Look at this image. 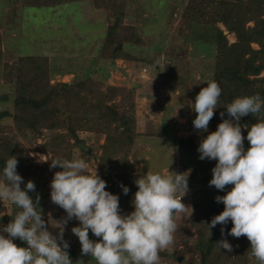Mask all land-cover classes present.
<instances>
[{
  "label": "rangeland",
  "instance_id": "rangeland-1",
  "mask_svg": "<svg viewBox=\"0 0 264 264\" xmlns=\"http://www.w3.org/2000/svg\"><path fill=\"white\" fill-rule=\"evenodd\" d=\"M188 1L126 0L125 16L120 22L126 31L122 32L126 36L130 33L127 29H131L140 43L122 44V50L135 60L110 61L98 57L109 22L103 11L94 8L90 1L51 8L25 7L23 0H0V111L13 113L15 93L14 81L4 79V66L14 65L20 56H45L51 84L88 79L99 84L100 89H108L107 105L118 106L119 113L125 110L133 114L136 132L140 134L133 150L135 155L129 158L134 172L144 165L146 172L166 174L172 158L176 157L168 154L173 139H196L201 134L192 126L196 113L190 104L194 103L201 88L212 80L215 63V47L204 42L196 43L191 31L199 33L200 29H190L182 18ZM116 21L118 24V19ZM252 26V23L246 25ZM218 28L224 31L230 44L235 42V36L228 34L221 23H218ZM252 47L257 48L256 45ZM1 125L11 127V118H3ZM6 135L28 162L41 169L23 181L34 183L35 191L28 194L34 201L39 194L38 208L42 218L48 221L49 231L55 234V221H60L66 213L50 201V181L53 174L62 169L50 168L49 165L53 159L83 158L81 150L65 131L60 130H42L37 136L31 131L10 129ZM201 135L204 138L207 133ZM77 136L91 151L86 171L89 174L96 172L102 178L97 161L103 137L80 131ZM176 163L195 169L196 174H204L207 166H215L214 160L207 159L199 162L180 158ZM198 181L199 178L194 180L196 185L181 198L188 209L173 217L177 230L173 233V242L159 252V264H200L198 255L187 253L196 239L195 229L190 225V220H193L191 208L193 204H204L209 191L214 189L199 186ZM133 187L136 188L135 184ZM13 211L14 205L0 201V225H7L4 219ZM131 211L133 209L122 213ZM202 217L196 219L201 221ZM78 223L75 219L68 221L64 238L68 236V244L80 250L78 238L71 233V228ZM89 238L99 239L90 231ZM71 261L72 264H96L81 252Z\"/></svg>",
  "mask_w": 264,
  "mask_h": 264
},
{
  "label": "clouds",
  "instance_id": "clouds-1",
  "mask_svg": "<svg viewBox=\"0 0 264 264\" xmlns=\"http://www.w3.org/2000/svg\"><path fill=\"white\" fill-rule=\"evenodd\" d=\"M206 84L190 104L196 113L192 126L200 133H208L221 96L216 81ZM224 108L230 119L221 112L222 122L197 147L198 159L215 161L208 185L219 191L231 186L224 195L214 198L223 204V211L211 218L208 231L230 221L227 235L245 236L250 242L249 258L264 264V119L258 118L250 126L240 124L242 117L260 116L264 99L259 94L237 97ZM242 127L247 131L243 137ZM17 163L14 156H9L0 168V201L15 207L9 223L0 226V264H72L64 239L65 226L72 219L79 222L71 233L78 238L81 255L90 256L96 264H159V252L173 242L177 230L173 217L188 209L181 198L189 191V172L177 173L168 167L166 174L149 170L138 173L134 181L137 191L130 202L133 211L123 214L118 195L105 190L106 182L96 172L86 171L85 159H53L49 167L62 170L50 181V201L66 213L55 221L57 231L53 234L38 208L39 194L35 201L28 194L35 191L34 183L23 181L16 171ZM120 187L127 195L128 187ZM89 231L99 239H90ZM220 232L224 237V227ZM15 239L26 247H18ZM215 245L218 251H232L227 239Z\"/></svg>",
  "mask_w": 264,
  "mask_h": 264
},
{
  "label": "trees",
  "instance_id": "trees-1",
  "mask_svg": "<svg viewBox=\"0 0 264 264\" xmlns=\"http://www.w3.org/2000/svg\"><path fill=\"white\" fill-rule=\"evenodd\" d=\"M77 1H90L94 8L103 11L109 22L105 39L98 50V57L110 61L135 60L122 50V44L125 42L140 43L131 29H127L130 33L126 36L122 32L126 31L120 23L125 16L126 0H23L22 3L25 7L55 8ZM182 18L190 25V29H200L199 33L191 31L196 43L204 42L215 47L211 81L218 83L221 96L207 126L210 133L222 122L219 115L221 112H225V119H230L224 107L235 98L259 94L264 99V75H262L264 73V0H190L184 8ZM117 19L118 24H115ZM218 23L225 27L228 34L235 36L234 43L228 42L224 31L218 28ZM248 23H252L253 26L246 27ZM252 45H256L257 48L254 49ZM3 76L8 82L14 81L15 93L12 100L13 113L0 111V168L5 166L4 162L9 156H14L18 161L16 171L23 180L41 170L28 162L22 151L16 148L6 135L10 129L16 132L31 131L37 136L41 135L42 130L65 131L74 140L75 145L83 143L78 138L77 132L97 134L103 137V143L100 145L101 153L97 161L98 173L106 182V189L110 193L119 194V206L122 211L131 210V198L137 191L133 187L134 181L138 178V173L146 172L144 165L134 172L133 165L129 161V158L132 159L135 155L133 150L140 137L135 129L133 114L125 110L119 113L118 106L107 105L108 89H100L99 84L88 79L51 84L48 59L45 56H20L14 65L4 66ZM2 98L6 99V97ZM7 117L11 118V127L1 125V120ZM258 118L264 119V111L259 117L251 115L242 117L240 124L250 126L255 124ZM201 134H198L196 139H173L168 152L170 157L176 155L172 158L170 171L189 172L187 181L189 190L196 185L193 181L198 178L199 186L214 189L208 190L209 197L206 196L204 204H193L192 208L190 207L193 214L190 225L195 229L196 239L187 253L198 255L200 264H256L247 254L250 247L247 238L227 235L232 227L230 221L224 226L217 224L210 229V233L208 231L207 224L211 218L223 211V204L216 203L214 198L217 195H224L231 186H226L225 191H219L214 186L210 187L208 181L212 178L211 166L206 167L204 174H196L195 169L176 163L180 158H192L201 162L197 152L199 142L203 139ZM241 134L242 137L247 135L243 127ZM244 147L245 149L249 147L246 140ZM164 152L166 154V151ZM147 153L149 154L148 151ZM80 154L86 162L91 159V156L83 151H80ZM121 185L128 187L127 195L122 193ZM14 214L15 211L5 217L6 224ZM198 216H203L201 221L196 219ZM221 227H224V237H221ZM68 238L65 236L64 239L68 242ZM221 239H227L232 251L224 249L218 251L215 244ZM13 242L18 247L23 243L18 239ZM67 251L70 260L80 252L71 245Z\"/></svg>",
  "mask_w": 264,
  "mask_h": 264
},
{
  "label": "water",
  "instance_id": "water-1",
  "mask_svg": "<svg viewBox=\"0 0 264 264\" xmlns=\"http://www.w3.org/2000/svg\"><path fill=\"white\" fill-rule=\"evenodd\" d=\"M115 24H117V21H116ZM134 86H135V84H132V87H134ZM77 147H78V149H80L81 151H83L84 153H86L87 155H90L91 154L90 149L84 143H79L77 145Z\"/></svg>",
  "mask_w": 264,
  "mask_h": 264
},
{
  "label": "built area",
  "instance_id": "built-area-1",
  "mask_svg": "<svg viewBox=\"0 0 264 264\" xmlns=\"http://www.w3.org/2000/svg\"><path fill=\"white\" fill-rule=\"evenodd\" d=\"M0 226H5V225H0ZM5 235H6V234H5ZM20 247H26V244L22 243V244L20 245Z\"/></svg>",
  "mask_w": 264,
  "mask_h": 264
}]
</instances>
